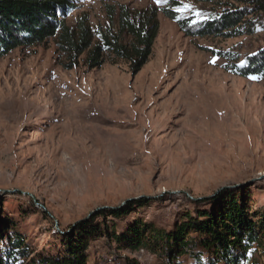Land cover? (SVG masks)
I'll list each match as a JSON object with an SVG mask.
<instances>
[{
  "label": "rangeland",
  "instance_id": "rangeland-1",
  "mask_svg": "<svg viewBox=\"0 0 264 264\" xmlns=\"http://www.w3.org/2000/svg\"><path fill=\"white\" fill-rule=\"evenodd\" d=\"M74 3L69 26L87 15L96 39L108 28V5L158 9L159 34L135 77L129 62L111 54L99 69L83 56L68 70L54 39L0 58V264L16 235L35 256L58 255L63 235L90 213L128 200L151 202L109 220L118 233L139 219L170 230L193 211L192 201L210 200L203 210L216 209L235 192L252 212L264 211V78L235 71L264 48V11L248 18L251 35L202 38L186 36L161 10L196 25L233 2ZM89 257L88 264H168L105 237L91 243ZM255 258L264 264V252ZM173 264L195 262L186 256Z\"/></svg>",
  "mask_w": 264,
  "mask_h": 264
},
{
  "label": "trees",
  "instance_id": "trees-1",
  "mask_svg": "<svg viewBox=\"0 0 264 264\" xmlns=\"http://www.w3.org/2000/svg\"><path fill=\"white\" fill-rule=\"evenodd\" d=\"M194 1H228L238 6L229 3L219 15L196 25L181 20L174 9H162L189 37L251 35L254 26L250 28L248 18L257 10L264 11V0ZM74 10V0H0V58L54 39L58 51L69 61L68 70L77 67L83 56L90 70L99 69L105 63V55L111 54L129 62L133 77L141 72L149 62L159 34L158 9L133 12L125 5H108V28L100 31L97 39L87 15L75 27L69 26L68 19ZM235 71L243 78H264V48L247 57L245 64L237 66ZM150 202L146 198L134 200L118 209L101 210L81 221L63 235L64 251L58 255L46 252L33 255L18 234L13 238V245L4 251L1 264H88L91 243L98 237L108 238L130 252L145 250L159 254L168 264L186 256L195 264H258L255 257L264 252V211L249 210L243 192L231 193L225 205L216 209L203 210L202 206L210 200L192 201L193 211L184 213L170 230L142 219L121 233L116 230L117 225L109 227V220H124L135 208Z\"/></svg>",
  "mask_w": 264,
  "mask_h": 264
},
{
  "label": "water",
  "instance_id": "water-1",
  "mask_svg": "<svg viewBox=\"0 0 264 264\" xmlns=\"http://www.w3.org/2000/svg\"><path fill=\"white\" fill-rule=\"evenodd\" d=\"M237 187H238V186H237ZM237 187H236V186H235V187H224V188L218 190V191L215 193V195H218L220 192H222L223 190H225V189H227V188H237ZM215 195H214V196H215ZM139 199H142V198L133 199V200H128V201H126L125 203H123L122 206H125L128 202H132V201H134V200H139ZM122 206H121V207H122ZM121 207H118V208H121ZM43 208H44V207H43ZM118 208H108V207L99 208V209H96L95 211H93L92 213H90V215L88 216V218H91L95 213H97V212H99V211H101V210H106V209H118ZM44 209H45V208H44ZM45 212L48 213L46 209H45Z\"/></svg>",
  "mask_w": 264,
  "mask_h": 264
},
{
  "label": "bare ground",
  "instance_id": "bare-ground-1",
  "mask_svg": "<svg viewBox=\"0 0 264 264\" xmlns=\"http://www.w3.org/2000/svg\"><path fill=\"white\" fill-rule=\"evenodd\" d=\"M19 101V100H18ZM22 102V101H21ZM28 102V101H27ZM17 104H19L18 102H17ZM22 105H23V103H21ZM28 104V103H27ZM13 105V104H12ZM20 105V104H19ZM21 105V106H22ZM28 106V105H27ZM12 108V107H11ZM13 110H14V108H12ZM16 111V110H15ZM9 112H11V111H9ZM13 112V111H12ZM15 113H13V115H14ZM12 115V114H11ZM17 115H18V112H17ZM11 117V116H10Z\"/></svg>",
  "mask_w": 264,
  "mask_h": 264
},
{
  "label": "snow or ice",
  "instance_id": "snow-or-ice-1",
  "mask_svg": "<svg viewBox=\"0 0 264 264\" xmlns=\"http://www.w3.org/2000/svg\"><path fill=\"white\" fill-rule=\"evenodd\" d=\"M158 2H161V0H158ZM184 7L187 8L188 6L185 5ZM179 10H180V9H178V11H179ZM213 63H215V61H213ZM253 79H255V77H253Z\"/></svg>",
  "mask_w": 264,
  "mask_h": 264
}]
</instances>
